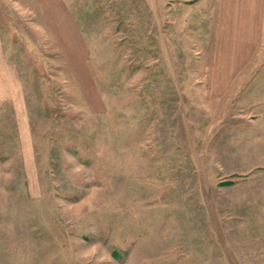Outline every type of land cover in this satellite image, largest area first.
I'll list each match as a JSON object with an SVG mask.
<instances>
[{
    "label": "rangeland",
    "instance_id": "374dc122",
    "mask_svg": "<svg viewBox=\"0 0 264 264\" xmlns=\"http://www.w3.org/2000/svg\"><path fill=\"white\" fill-rule=\"evenodd\" d=\"M234 10L0 0V264H264V40L226 50Z\"/></svg>",
    "mask_w": 264,
    "mask_h": 264
},
{
    "label": "crops",
    "instance_id": "0c3cea01",
    "mask_svg": "<svg viewBox=\"0 0 264 264\" xmlns=\"http://www.w3.org/2000/svg\"><path fill=\"white\" fill-rule=\"evenodd\" d=\"M224 3H230L235 5V10L231 14V19L238 21L237 30H232V33L225 32L224 41L225 49L233 52L241 53L245 55L246 59L248 54L255 51L258 43H262L264 40V26L261 24L262 17L264 16V0H223ZM238 5H244L243 9H239L236 13V7ZM229 26H226V30ZM234 28V24L232 29ZM236 29V28H235ZM229 30V29H228ZM228 36L230 37L228 40ZM263 37V38H262ZM228 40V41H227ZM234 46V47H232ZM2 50L0 47V74L2 68L6 65L2 56ZM1 76V75H0ZM2 79H0V84ZM5 91L0 90V101L6 100L2 95Z\"/></svg>",
    "mask_w": 264,
    "mask_h": 264
}]
</instances>
